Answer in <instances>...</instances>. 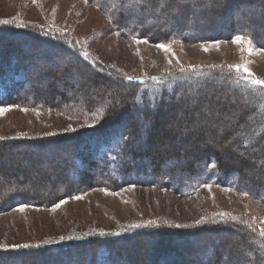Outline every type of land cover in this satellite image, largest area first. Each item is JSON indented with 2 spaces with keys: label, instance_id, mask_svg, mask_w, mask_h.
<instances>
[{
  "label": "rangeland",
  "instance_id": "374dc122",
  "mask_svg": "<svg viewBox=\"0 0 264 264\" xmlns=\"http://www.w3.org/2000/svg\"><path fill=\"white\" fill-rule=\"evenodd\" d=\"M151 1L158 2V0ZM245 5L246 3H242L228 9L225 4H221L217 7L218 12L221 11V18H214L211 13L204 17L203 22L206 26H211L208 31L191 33L194 37L188 36L190 38L163 40L152 34L159 31L155 30L158 29L157 23L152 19L148 20L146 26L154 31L147 30L146 34L133 37L120 34L109 14H105L93 5L91 0H0V21H10L7 25L0 24V28H11L19 34L29 35L30 40L14 41L13 45L21 50L22 46L27 52L25 55L31 54L33 58L35 57L33 60L37 62L32 68L31 76L29 75L33 79L34 89L31 90L29 86L27 89L30 93H23L22 101L14 98L13 102L0 105V108L6 109L0 112V146L5 144L0 149V162L12 164L10 156L14 157L21 150H30L29 156L32 159L27 157L28 161L39 160L36 162L37 166L34 165L39 173L30 172L26 178L33 180L36 177V185L28 181L22 183L25 179L23 172L29 170L27 167L31 166L25 161L26 155H24L19 159V163L17 161L19 164V168L16 165L17 171H11L7 179L0 177V195L5 201L12 191L23 190L29 195L25 198L28 201L34 197L40 198L36 201L39 204H21L0 212V256L1 258L3 255L8 256L0 259V264H42L40 261L47 264L46 249L97 237L101 238L103 243L118 239L114 247L122 250L123 255L120 259L123 263H131L130 254L131 256L139 254L141 259H149L153 253L152 247L156 244L159 251L155 258L158 259L159 264L165 262L172 264L171 258L175 260V264H182V262L195 264L199 260L203 264H213L216 250L221 246L231 251V244L238 243L245 248L253 240L264 246V236L260 233V230L264 229V165H258L256 170L252 171L255 174L254 180L250 175H247L250 180L243 179V174L247 170L243 171L242 175L237 174L231 177L235 181L226 175L228 181L229 179L231 181L224 183L218 182V177L214 180H204L207 178L203 175V178L198 179V182H195L186 192L174 190L172 187L175 183L173 184L170 180L166 181V185L163 183L143 185L130 182L123 186H120L121 183L110 181V185L85 187L79 192L67 193L68 195L65 193L63 197L57 195L61 191L59 188L50 191L48 186L42 187L48 181H57V178L53 177L61 159H57V156L64 157L65 152L70 150L65 143H69L71 139L78 142L76 136L79 132L99 127L98 124L105 118L107 109L117 104L115 101L118 98L113 97L110 100L111 87L107 88L109 85H114L124 92L126 102L130 101L128 105L133 104L132 106L141 110L142 115L148 111L149 114L155 112L157 107H163L167 101L171 100L174 107L176 104L181 106L184 98L178 99L176 94H172V87H176V76L184 77L191 82L187 84L189 86H184V89L190 91L191 98H189L192 99L193 104L189 105L190 113L188 114H193V109H197V105L201 102L210 105V110L218 105L220 109L222 107L228 109L227 106L231 105L236 110L245 111V109H254L255 100L257 103L264 101V88L252 85L250 83L252 77L246 78L243 71L238 73L234 68L230 70V66L247 64L255 78L264 80V11L257 6L253 7L254 5L244 9ZM139 6L147 8V5L143 3ZM127 14L133 17L140 16L131 10ZM247 31L255 37L252 55L241 50L246 48V45L232 43L235 35ZM44 35L54 37L53 40L61 44L60 47L65 48L64 50L69 52L68 55L59 48H54L57 47L56 43L52 47L36 42L38 37ZM145 39L147 43H137V40ZM215 41H219V47L215 46L213 43ZM162 42H167L171 51L166 52L155 46ZM50 44L52 45L51 42ZM205 47L207 51L204 50ZM85 53L87 56L84 55ZM76 56L81 59L79 63L78 59H73ZM83 64L87 66L85 69ZM181 69L184 70L181 71ZM208 74L214 77H209V83L205 84ZM129 77L131 79H128ZM153 77L155 79H152ZM226 79L229 82L225 83ZM87 86L90 88L103 86V95H107V100L99 101V103H103L104 108L92 109L93 106L98 105V98L93 96V93H96L91 91V94L88 92L90 95L82 104L83 110H74L75 107L71 106V101L76 97L70 93V88L87 94L85 89ZM236 87H240L241 90L236 92ZM246 87L254 88L258 93L242 94L246 91ZM53 89H55L53 92H56L55 98L51 95ZM144 96L146 98L141 101ZM162 98L165 102L159 105L158 101ZM53 99L55 103L50 104ZM67 99L69 101L65 102ZM140 103L148 104L151 111L148 109L147 112H143ZM262 108L263 105L258 111L260 119H264ZM126 110L134 116V110L131 108ZM166 111L165 108L164 112ZM184 115L182 111L177 112L172 120L175 119V122H178ZM213 117L212 112H207L206 120L203 118L198 121L197 119V122L190 127L191 131L194 134L200 132L207 123H211ZM172 120H169V124ZM171 124L170 128L175 127ZM147 125H149L148 129ZM153 125L149 118L138 119L137 126L142 133V138L149 135ZM144 130L146 136L143 134ZM215 133L217 134L216 129ZM257 135L255 132L247 135L246 138L257 143ZM15 141L25 142L26 146L14 148L11 144ZM142 141L144 146L146 140ZM164 145L168 147L167 140L160 143L158 147L161 150H167L168 148ZM146 149L147 146H144L141 154H144ZM50 155L53 157L56 155V160H51ZM225 156H227V164L234 165L235 157L244 156V154L239 148V150L231 149ZM170 159L171 157H168L165 160L166 170L175 163L176 166L172 169H176L177 177L178 170L186 171L187 159L182 157L172 161ZM20 160L24 161L20 163ZM231 161L232 164L228 163ZM145 162L147 166L150 165L148 160ZM50 164L53 166L51 170L48 169ZM200 167V165L195 167L194 172ZM18 169L21 170L18 171ZM159 170L161 173V168ZM209 171L214 172L213 167ZM73 190L76 189L73 188ZM68 191L70 190L65 192ZM54 196L59 198L52 201L50 205L43 203L46 199L53 200ZM76 197L80 198L76 199ZM61 201L64 203L61 204ZM57 204L60 206L56 207ZM4 207H9V204ZM133 225L143 226L137 228ZM234 229L237 230H235L236 233ZM147 231L153 234L150 236L146 234ZM245 235L250 241L246 240ZM69 236L73 238L68 239ZM125 237L136 239L121 242L125 240ZM216 237L219 241L212 242ZM134 243L146 249L139 252L135 247L133 248ZM26 244L32 247H11ZM210 244L214 250H208V253L206 249V251H200V246L205 245L208 248ZM255 244L256 242L253 241V252L248 254L250 264H258L259 256L255 252L261 248ZM36 245L39 247H35ZM99 246L100 244L89 247L86 245L87 249L94 253L99 251ZM163 246L175 251L171 258H168L169 252L165 254L161 251ZM83 255L84 257L79 258L78 261L83 258L85 261L87 258H92L90 253L84 252ZM74 258L77 259V255ZM52 262L49 264H53Z\"/></svg>",
  "mask_w": 264,
  "mask_h": 264
},
{
  "label": "trees",
  "instance_id": "16d2710c",
  "mask_svg": "<svg viewBox=\"0 0 264 264\" xmlns=\"http://www.w3.org/2000/svg\"><path fill=\"white\" fill-rule=\"evenodd\" d=\"M91 1L93 5H96L98 8H100L105 14H109L113 25L117 30L120 31V34H125L127 37H133L138 34H146L147 30H152L150 27L146 26L148 20L152 19L157 23L156 28L158 29L155 30H159L155 33L152 32V34L156 35V37L162 38L163 40H169V38L181 39L182 37L190 38L188 36L194 37L191 35V33L198 34L200 31H208L211 26H206L205 22H203L205 21L204 17H207L208 14L211 13L214 18H221V11L218 12L219 9L217 8L221 4H225V6L230 9L234 5L238 6L242 3H246L244 9L248 7L251 8L252 5H254L253 7L257 6L264 11V0H196L195 5L188 4L184 6L182 18L177 20L171 14V5L160 8L158 12L152 11L149 13L145 11V7H141L139 5L138 8L127 7V5L130 3V0ZM209 4H211L210 7L206 6ZM151 6L153 9L157 8L158 2L153 3L151 1ZM130 10L136 12L140 16H128L127 13ZM254 15L259 16V14L255 13ZM243 16L245 17L244 14ZM247 18L249 17L247 16ZM132 19H135V21H132ZM256 20L258 23H260L258 19ZM248 21L251 22V20ZM260 25L262 24L260 23ZM247 27H249V25ZM251 28L252 27L250 25V30ZM169 33L170 35H168ZM28 37L29 35L26 33L19 34V32L11 28H0V105L11 101L13 102L14 98H17L18 101L21 99L20 101H22V94L30 93V90L27 88L30 86V89L32 90L35 87L32 85L34 83L32 81L33 79L29 77V75L31 76V73L33 72L32 68H34L37 63L35 60H33L35 57L33 58L31 54H28V56L25 55L27 52L22 46L20 47L22 48L21 50L17 49L13 45L14 41H23L29 39ZM53 38L54 37L50 38L47 35H44L38 37L36 42L39 44H47L52 47H54L53 45L56 43L55 46L57 47L54 48H59L60 51H63L68 55L69 52L64 50L65 48L60 47L61 44H59L56 40H53ZM19 50L21 51L19 52ZM14 51L17 54H14ZM76 57L73 59H78L77 61L79 63L81 59H79L78 56ZM86 67L87 66L85 65L83 68L85 69ZM177 77L178 76H176V87L173 86L174 84L172 85L173 87H171L173 88L172 94H176L178 99L184 98L181 106L176 104V107H174L171 100L166 102V105L163 106L164 108L159 106L155 112H151L149 114L148 111V113H143V115L141 114L140 109L132 106L133 104L128 105L130 101L128 100V102H126V96H124V92L118 90L114 85V91L112 90V85L107 86V88L111 87L109 90L110 100H112L113 97L118 98L115 101L117 104L115 107L108 106L109 108L106 111L105 118H103V120L98 124L99 127L79 132L77 134L78 136H76L78 142H74V140L71 139V141H68L69 143H65L69 146L70 150H66L67 152H65L66 155H64V157L57 156V159L61 158L59 161L61 165L58 162L59 167H56V172L53 174V177L57 178V181H48L46 182L48 185L44 183L42 187L47 188L48 186V188L51 189L50 191H52V189L54 190L59 188L61 191L59 190L60 192L56 194L59 197H63V195H66L67 193L71 194L73 192H79L85 187L92 188L97 185H110L111 182L121 183L120 186L130 182H138L143 185H156L162 183L166 185V181L170 180V182L173 184L175 183V186L172 187L174 190L177 189L178 191L186 192L192 188L195 182H198V179H202L203 175H206L207 178L204 180H214L216 177H218V182L221 181L224 183L231 181V177H235V175L241 174L245 170L247 171L245 173L246 175L243 174V179L250 180V178L247 176L250 175L252 176V180H254L255 177L253 175L255 174L252 171L258 167V165H264V119H260V113H258L262 105L264 108V101L257 103L255 100V107H257V109L254 107V109H245V111L236 110L231 105L227 106L228 109L223 107L220 109V105L217 107H213L214 105H212L213 110H210V105L201 102L199 105H197V109H193V114H188L190 113L188 112V108L189 105L192 104V99H190V91H188V89H184V86H189L187 84H191V82H189L186 78L184 79V77ZM209 77H214V75L208 74L205 78V84L209 83ZM227 82H229L228 79L225 80V83ZM102 87L103 86H92V88H90L87 86V88H85L87 94L83 92H76L73 90V88H70V93H73L76 97L73 99V101H71L72 105H70L75 107L74 110H83L82 104H84L86 100L85 98L89 97L92 91L96 93H93V96L95 95V97L98 98V105L93 106L92 109H96V107L104 108L103 103H99V101L104 102L107 100V95H103L104 89ZM240 90V87H236L235 89L236 92H239ZM245 90V92H242V94L258 93L256 89L251 87H246ZM53 91H55V89L52 90L51 95L55 98L56 92ZM88 92H90V94ZM145 98L146 96H144L141 101H143ZM253 99L255 98L253 97ZM162 100L163 98L158 101L159 105L161 102V104L165 102ZM66 101L69 100L67 99L65 102ZM54 103V99L50 101V104ZM214 104L217 105V103ZM67 105L68 104L66 103V106ZM46 106L47 105H45V107ZM123 106L124 109H122ZM140 106H142L143 112H147V110L150 108L146 103H140ZM128 108L134 110V116L130 114L129 110H126ZM165 108L167 109L166 112H164ZM263 108L262 110H264ZM149 110L151 111V109ZM85 111L87 112L88 110ZM176 111L180 113L182 111V113L185 114L178 122H175V119L172 120L173 117L175 118V113L177 114ZM207 112H212V114H214L211 123H207L203 130L194 134L190 127H192L193 124L197 122V119L198 121L202 120L203 118L206 120L205 116ZM139 118H143L144 120L149 118L150 123L154 124L153 128L150 129L149 135L146 136V131L144 130L143 134L146 137L143 138L141 137L142 133L137 126V121ZM168 119L172 120V124H170L175 125V127L170 128ZM258 124L260 125L258 126ZM146 128L148 129L149 125H147ZM183 128H185V130H183ZM215 129L217 134L215 133ZM255 132L258 134L256 136L257 143H255L254 140L250 141V138H246L247 135L254 134ZM165 139L168 142V147L165 145L164 147L168 149L161 150L158 146L163 141L166 142ZM142 140H146V144L144 146H147L148 149L143 152L144 154H141L144 147L142 146ZM137 142H139L141 145H138ZM32 144L36 145V143ZM19 145L20 147H17ZM4 146L5 144L0 146V149ZM11 146H14V148H21L26 146V143L22 141H20V143L15 141L11 144ZM73 146L74 149H72ZM187 148L188 151L186 152ZM239 148H241L244 156L235 157V164L228 165L226 159L227 156L225 155L229 154L231 149L239 150ZM29 154L30 150H21L20 153L16 154L14 157L10 156L11 161H13L12 164H4L3 162H0V177H2V179L3 177L7 179L11 171H17L16 165L19 168L17 161L19 163V159H21V157L24 155H26V159L27 157L31 158ZM55 156L53 157L50 155L51 160H56ZM168 157H171L170 161L179 159L181 157L185 160L187 159L188 162L185 164L186 171L178 170L177 177L175 174L176 169H172L176 166L175 163L166 170L164 164L167 163L165 160H167ZM26 159L25 161L31 166L27 167L29 170L23 172L25 179L24 182L22 180V183H26L28 181L29 183L32 182L36 185V177H34L33 180L31 178H26L30 172L39 173L38 168H36V162L39 160L33 161L31 158L28 161V159ZM147 160L150 162V165L148 166L145 162ZM21 161L24 160H20V163ZM213 161L215 162L216 166L213 168L214 172L210 173L209 169L211 168ZM204 162H206V164H204ZM228 163L232 164V161ZM198 165L201 166L200 169H196V171H198L194 172V168ZM51 167L53 166L50 164L48 169L51 170ZM235 167H237V169H235ZM160 168L161 173H159ZM5 169H8L9 171ZM20 170L18 169V171ZM56 175H59V177H56ZM226 175L230 177L229 181ZM233 180L234 179H232V181ZM73 188L76 190H73ZM66 190L70 191L65 192ZM13 192L14 191H12L9 196L7 195V199L5 201L1 199L2 196L0 195V212H5L9 208L17 207L21 204H39L36 203V201L40 200L38 197L32 198L31 201L25 199L29 195H27L26 192L24 193L23 190H18L14 193ZM59 197L54 196L53 200L46 199L43 201V203L50 205L56 198ZM7 204H9V207H4V205ZM231 230L233 229L231 228ZM235 230L236 229H234V232ZM205 231L208 230L205 229ZM144 234L145 233H143V235ZM146 234L151 236L153 232L149 231ZM134 237H125V240H122L121 242H130L132 239H136ZM246 240H249L247 236ZM116 241H118V239L109 240L103 243V240L97 237L82 242L74 241L69 244L55 245L46 249V253L48 254V260L46 262L49 264L53 260V264H159L157 261L158 259L155 258L157 251H159V247H157L158 244L152 247L153 253H151L152 255L149 257V259H141L139 254L137 256L136 254H132V256L130 254L129 257L131 263H123L120 259L123 255L122 250L118 249V247H114V245L118 243ZM213 241L217 242L219 240L216 237L212 240V242ZM253 241L256 242V244L258 243L255 240ZM253 241H250V245L248 244L245 248L243 245L240 246L238 243H233L231 244V251H228L227 249L225 250V248L221 246L216 250L213 264H250L248 254L253 252ZM97 244H100L98 252L94 253L91 252L90 249H87L89 246H94ZM86 245H88V247H86ZM137 245V243H134L133 248L135 247L139 252L146 249L145 247H142V245H140V247ZM257 245L261 248L260 250L256 248L257 251L255 252V254L259 256L258 264H264V246L261 244ZM222 248L223 250H221ZM203 250L208 253V250L211 251L214 250V248L211 244L208 248L205 245H202L200 246V251L202 252ZM161 251H163L165 254L166 252H169L168 258H171L175 253V251H172V248L164 246L162 247ZM84 252H86V254H92V258H87L86 261L83 258L78 261L79 258L84 257ZM75 255H77V259L74 258ZM5 257L8 256L3 255L2 258L0 256V259ZM170 262L175 264V260L173 258L170 259ZM40 263L46 264L42 261H40ZM183 263L185 262H182V264ZM164 264H166V262ZM195 264L203 263H200L199 260Z\"/></svg>",
  "mask_w": 264,
  "mask_h": 264
},
{
  "label": "snow or ice",
  "instance_id": "6c2138e0",
  "mask_svg": "<svg viewBox=\"0 0 264 264\" xmlns=\"http://www.w3.org/2000/svg\"><path fill=\"white\" fill-rule=\"evenodd\" d=\"M146 4L148 5V7L145 9V11L147 12H152V11H159L160 8H163L167 5H171V14L172 16H174L177 20L182 18V14L184 11V6L188 5V4H192L195 5L196 4V0H158V6L157 8L153 9L151 6V0H130V3L127 5V7L129 8H138L139 4ZM208 7L211 6V4L206 5ZM10 21L9 20H2L0 21V24H9ZM254 42H255V37L252 36L250 31L241 33V34H237L232 38V43L237 44V45H246V48H242V51H247V53L249 55L253 54L254 51ZM137 43H147V39L145 40H137ZM215 44L216 47H219V41H215L213 42ZM157 48L162 49L166 52L171 51L170 45L167 42H162V43H157L155 45ZM205 51H207V47H205L204 49ZM85 56H87V53L84 54ZM234 68V70L236 72H241L243 71V73L246 75L247 77H252L250 83L252 85H258L261 86V88H264V80H261L259 78H255L254 73H252L250 71V69L248 68L247 64L241 66V65H235V66H230V70H232ZM184 69H181V71H183ZM128 79H131V77H129ZM152 79H155L154 77ZM24 111H27V109H23ZM6 111V109H2L0 108V112ZM89 127H92L94 125H87ZM211 167H215V162H212ZM210 187V186H209ZM245 195H247V193H244ZM80 197H76V199H79ZM61 204L64 203V201L60 202ZM60 204H57L56 207H59ZM143 225H133V227H142ZM177 227H181L179 225H177ZM260 233L262 236H264V229L260 230ZM101 235H106V233H101ZM68 239H72L73 237L69 236L67 237ZM61 239H64L63 237H61ZM11 247L13 248H17V247H32L31 245H12ZM35 247H39V245H36Z\"/></svg>",
  "mask_w": 264,
  "mask_h": 264
},
{
  "label": "bare ground",
  "instance_id": "6f19581e",
  "mask_svg": "<svg viewBox=\"0 0 264 264\" xmlns=\"http://www.w3.org/2000/svg\"><path fill=\"white\" fill-rule=\"evenodd\" d=\"M34 149V148H33ZM58 151V150H57ZM37 153V152H36ZM57 155V154H56Z\"/></svg>",
  "mask_w": 264,
  "mask_h": 264
}]
</instances>
